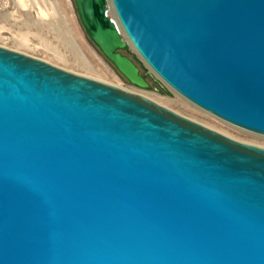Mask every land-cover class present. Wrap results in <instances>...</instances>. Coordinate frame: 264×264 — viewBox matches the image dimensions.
Wrapping results in <instances>:
<instances>
[{"label": "water", "instance_id": "obj_1", "mask_svg": "<svg viewBox=\"0 0 264 264\" xmlns=\"http://www.w3.org/2000/svg\"><path fill=\"white\" fill-rule=\"evenodd\" d=\"M74 0L103 55L264 135V0ZM0 264H264V146L0 45Z\"/></svg>", "mask_w": 264, "mask_h": 264}, {"label": "rangeland", "instance_id": "obj_2", "mask_svg": "<svg viewBox=\"0 0 264 264\" xmlns=\"http://www.w3.org/2000/svg\"><path fill=\"white\" fill-rule=\"evenodd\" d=\"M0 45L126 86L231 137L264 146V135L234 126L178 94L145 64L131 43L122 52L137 63L150 85L139 87L127 81L87 35L74 0H0Z\"/></svg>", "mask_w": 264, "mask_h": 264}, {"label": "bare ground", "instance_id": "obj_3", "mask_svg": "<svg viewBox=\"0 0 264 264\" xmlns=\"http://www.w3.org/2000/svg\"><path fill=\"white\" fill-rule=\"evenodd\" d=\"M108 1V4H109V9H108V13H113L114 14V11H113V7H112V4L110 2V0H107Z\"/></svg>", "mask_w": 264, "mask_h": 264}, {"label": "built area", "instance_id": "obj_4", "mask_svg": "<svg viewBox=\"0 0 264 264\" xmlns=\"http://www.w3.org/2000/svg\"><path fill=\"white\" fill-rule=\"evenodd\" d=\"M132 84V83H131ZM134 85V84H133ZM118 86H120V87H122V88H124V89H127V90H131V89H129V88H127L126 86H122V85H118Z\"/></svg>", "mask_w": 264, "mask_h": 264}]
</instances>
